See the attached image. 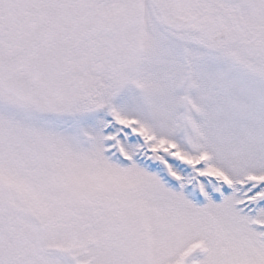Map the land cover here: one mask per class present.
Returning <instances> with one entry per match:
<instances>
[{
  "label": "snow or ice",
  "instance_id": "obj_1",
  "mask_svg": "<svg viewBox=\"0 0 264 264\" xmlns=\"http://www.w3.org/2000/svg\"><path fill=\"white\" fill-rule=\"evenodd\" d=\"M0 264H264V0H0Z\"/></svg>",
  "mask_w": 264,
  "mask_h": 264
}]
</instances>
